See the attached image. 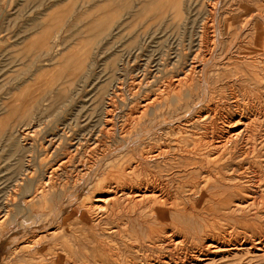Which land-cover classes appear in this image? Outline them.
<instances>
[{
    "label": "bare ground",
    "instance_id": "obj_1",
    "mask_svg": "<svg viewBox=\"0 0 264 264\" xmlns=\"http://www.w3.org/2000/svg\"><path fill=\"white\" fill-rule=\"evenodd\" d=\"M207 1L192 58L182 45L174 61L166 40L158 57L153 52L138 63L140 47L131 60L136 66L123 75L130 58L120 61L123 67L107 63L108 90L97 92L90 110L76 106L73 122L64 123L69 134L57 144L46 139L42 157L28 140L36 134L29 130L33 119L1 131L0 151H8L13 172L0 202V264L264 261V0ZM238 1L236 17L222 25V12ZM162 11L179 20L177 30L186 20L182 0ZM214 50L222 68L211 62ZM63 90L57 112L71 101ZM19 100L5 104L11 113L24 107ZM49 107L37 105L34 117H46ZM145 236L169 253L153 247L152 257L140 253L137 260L130 250L147 252L140 248Z\"/></svg>",
    "mask_w": 264,
    "mask_h": 264
},
{
    "label": "rangeland",
    "instance_id": "obj_2",
    "mask_svg": "<svg viewBox=\"0 0 264 264\" xmlns=\"http://www.w3.org/2000/svg\"><path fill=\"white\" fill-rule=\"evenodd\" d=\"M158 1L115 0L114 4L111 5L108 3L109 0H0V135L4 130H8V126L12 122L25 125L29 119H33L31 122L33 125L31 124L29 130L30 133L35 132L36 134L34 133L35 137H30L31 139L28 140L34 144L33 148L36 155L42 157V149L39 146L42 143L45 145L46 139H52L57 144L59 138L65 139L69 134L68 128L64 129V123L73 122L76 116V106L84 104L90 110L96 103L97 92L103 89L108 90L107 70L104 71L107 63L119 61L121 65L120 61L123 62L124 59L130 58L129 63L123 62L127 68L122 72L123 75L129 70L128 67L136 66L131 61L136 53L143 49V52L138 54V63H141L150 54L152 55L153 52L155 57H158L166 40H168L169 55L174 61L178 58L177 49L182 45H186L182 52H188L192 58L201 46L199 42L201 40L202 22L208 16V1L182 0V8L185 12L184 19L186 18V20L181 22L182 26L178 30L177 22L179 20L173 16L171 11H167L164 15L162 11L174 0H163V4L159 3L160 5L157 6ZM239 6L241 4L238 1L233 6L236 10L233 9V11L226 13L222 12L223 9H219L220 6H218L215 11L217 10V15L219 14L220 17L222 12L220 23L222 25L225 23V17H236ZM55 25L57 26L55 27ZM143 31L145 34H142ZM42 33L46 34L42 36ZM54 35H58L55 43L52 38ZM140 47L141 49H139ZM215 51H212V56H215L217 61L212 57L211 62L222 68L224 61L222 55L219 54V51ZM151 65L148 70L155 68L154 63ZM88 71H92L93 74L100 75V77L95 80L93 74L88 75ZM136 73L138 74L137 70L132 72L133 75ZM128 74H131L130 71ZM128 78L129 76L123 79L126 84L122 95L125 94L126 97L123 98L122 96V99L126 102L130 100L128 84L131 80ZM62 90L65 95L71 97L68 106L70 110L62 109L57 112L59 92ZM53 96L57 97L54 98ZM16 97L20 99L19 102H26L22 109H17L16 113H11L5 104L11 103L10 100ZM36 103L42 109L50 106L47 113L49 116L43 115L36 119L34 117ZM119 111L120 115L127 112L126 109L122 112ZM121 121L120 117L119 124ZM69 125L67 126L69 127ZM33 128L37 130L34 129L33 131ZM7 156L8 151H0V202L7 198L8 191L12 188L13 167L12 161H9ZM71 173L72 171L69 175ZM64 175L65 173L60 176ZM42 177L44 178V174H36L38 180ZM102 193L96 194L99 196L107 194ZM1 215L0 213V220L2 219ZM7 225L12 230L16 227L14 222ZM145 238L146 241H142L144 247L142 245L140 248H148L147 252L139 250L138 247V249L132 248L133 250H130V254H135L137 260L142 257L141 254L145 253L152 257L151 254L154 255L152 249L154 248L161 253H169L168 248L167 250L166 248L159 250L158 245L152 246V243L147 239L148 237L145 236ZM223 258L214 260V263L220 264L230 260L228 257H226L227 259ZM262 262L264 261L254 260L252 264H264ZM91 263L98 264L94 261ZM214 263L210 262V264Z\"/></svg>",
    "mask_w": 264,
    "mask_h": 264
}]
</instances>
